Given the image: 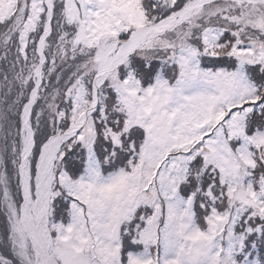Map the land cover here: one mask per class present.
<instances>
[{
	"label": "snow or ice",
	"instance_id": "obj_1",
	"mask_svg": "<svg viewBox=\"0 0 264 264\" xmlns=\"http://www.w3.org/2000/svg\"><path fill=\"white\" fill-rule=\"evenodd\" d=\"M0 264H264V0H0Z\"/></svg>",
	"mask_w": 264,
	"mask_h": 264
}]
</instances>
